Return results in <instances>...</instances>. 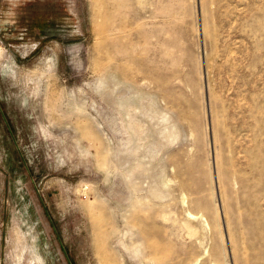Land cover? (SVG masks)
Here are the masks:
<instances>
[{
    "label": "rangeland",
    "instance_id": "obj_1",
    "mask_svg": "<svg viewBox=\"0 0 264 264\" xmlns=\"http://www.w3.org/2000/svg\"><path fill=\"white\" fill-rule=\"evenodd\" d=\"M0 264H264V0H0Z\"/></svg>",
    "mask_w": 264,
    "mask_h": 264
}]
</instances>
